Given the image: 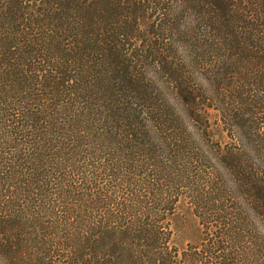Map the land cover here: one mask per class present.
Masks as SVG:
<instances>
[{
    "label": "trees",
    "instance_id": "trees-1",
    "mask_svg": "<svg viewBox=\"0 0 264 264\" xmlns=\"http://www.w3.org/2000/svg\"><path fill=\"white\" fill-rule=\"evenodd\" d=\"M0 264H264V0H0Z\"/></svg>",
    "mask_w": 264,
    "mask_h": 264
},
{
    "label": "rangeland",
    "instance_id": "rangeland-1",
    "mask_svg": "<svg viewBox=\"0 0 264 264\" xmlns=\"http://www.w3.org/2000/svg\"><path fill=\"white\" fill-rule=\"evenodd\" d=\"M211 112L215 114L214 117H212V119H215L217 116L216 112L214 110L213 111L211 110ZM214 138L219 139V137H217V136H215ZM223 139H224V142H225V140H227V138H223Z\"/></svg>",
    "mask_w": 264,
    "mask_h": 264
}]
</instances>
